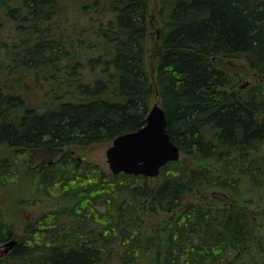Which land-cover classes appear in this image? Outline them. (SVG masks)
Instances as JSON below:
<instances>
[{"label": "trees", "instance_id": "16d2710c", "mask_svg": "<svg viewBox=\"0 0 264 264\" xmlns=\"http://www.w3.org/2000/svg\"><path fill=\"white\" fill-rule=\"evenodd\" d=\"M155 4L0 0V264H264V0ZM154 97L184 157L156 178L64 152Z\"/></svg>", "mask_w": 264, "mask_h": 264}, {"label": "water", "instance_id": "95a60500", "mask_svg": "<svg viewBox=\"0 0 264 264\" xmlns=\"http://www.w3.org/2000/svg\"><path fill=\"white\" fill-rule=\"evenodd\" d=\"M179 147L167 132L165 112L154 103L145 118V124L133 132L115 137L106 150L109 172L113 175H141L156 178L163 166L180 160ZM16 240L2 245L3 253L10 251Z\"/></svg>", "mask_w": 264, "mask_h": 264}, {"label": "rangeland", "instance_id": "374dc122", "mask_svg": "<svg viewBox=\"0 0 264 264\" xmlns=\"http://www.w3.org/2000/svg\"><path fill=\"white\" fill-rule=\"evenodd\" d=\"M150 3L152 5V8L154 9L156 0H150ZM154 30L153 35L154 37ZM215 65L218 68L223 69L224 71L230 73L234 79L236 87L239 89H244L245 86H248L254 80L251 78V72L247 66V64L244 61L238 60H220L217 59L215 61ZM154 103H158L157 97H154V99L151 102V106ZM111 142L108 143H100V144H93L88 146H70L68 148L64 149V152L70 153L74 157L84 158L88 162L92 164H97L101 168H103L105 171L109 172L108 163L106 160V150L110 146ZM2 153V152H0ZM180 159H184V157L181 155ZM203 196V194H201ZM218 199V204L222 205L224 201L221 200V198ZM225 206V204L223 205ZM38 210H41L42 205L39 204V202L36 203V206Z\"/></svg>", "mask_w": 264, "mask_h": 264}, {"label": "bare ground", "instance_id": "6f19581e", "mask_svg": "<svg viewBox=\"0 0 264 264\" xmlns=\"http://www.w3.org/2000/svg\"><path fill=\"white\" fill-rule=\"evenodd\" d=\"M137 176V175H136Z\"/></svg>", "mask_w": 264, "mask_h": 264}]
</instances>
